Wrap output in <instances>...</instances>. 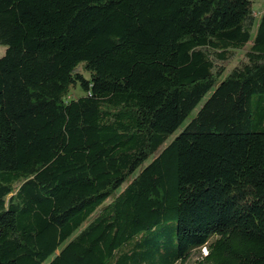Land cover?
<instances>
[{
  "label": "trees",
  "instance_id": "1",
  "mask_svg": "<svg viewBox=\"0 0 264 264\" xmlns=\"http://www.w3.org/2000/svg\"><path fill=\"white\" fill-rule=\"evenodd\" d=\"M253 3L0 0V264H264Z\"/></svg>",
  "mask_w": 264,
  "mask_h": 264
},
{
  "label": "rangeland",
  "instance_id": "2",
  "mask_svg": "<svg viewBox=\"0 0 264 264\" xmlns=\"http://www.w3.org/2000/svg\"><path fill=\"white\" fill-rule=\"evenodd\" d=\"M253 8L255 11L261 12V10L264 8V0H254ZM5 51H6V46L0 44V57L5 53ZM241 59H242V52H239L238 54H236V56L233 58V60L227 65V70H226L225 74H227L237 63H239L241 61ZM84 74H85V76H89V74L86 72H84ZM82 94H83V90L81 89V87L79 85H76L71 89V92H70L68 98L69 99L77 98L78 96H80ZM208 96H209V94L204 97V99L198 104V106L190 113V115L184 121L182 126L167 139V141L165 142L164 145L169 143L183 129V127L196 115V113L201 108V106L203 105L204 101L207 99ZM151 159L152 158H150L148 161H146L145 165L147 163H149L151 161ZM86 224H84V226ZM207 252H208V249L206 246H203L200 249L194 250L191 258L189 259L188 263H186V264H199V261H201L203 259V256L206 255ZM178 264H182V263H178Z\"/></svg>",
  "mask_w": 264,
  "mask_h": 264
},
{
  "label": "built area",
  "instance_id": "3",
  "mask_svg": "<svg viewBox=\"0 0 264 264\" xmlns=\"http://www.w3.org/2000/svg\"><path fill=\"white\" fill-rule=\"evenodd\" d=\"M262 11V10H261ZM257 13H260V12H258V11H256Z\"/></svg>",
  "mask_w": 264,
  "mask_h": 264
}]
</instances>
